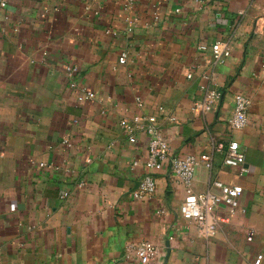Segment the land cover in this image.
<instances>
[{
  "label": "crops",
  "instance_id": "obj_1",
  "mask_svg": "<svg viewBox=\"0 0 264 264\" xmlns=\"http://www.w3.org/2000/svg\"><path fill=\"white\" fill-rule=\"evenodd\" d=\"M1 1L0 264H140L125 250L142 239L157 250L146 264H264V0ZM216 40L231 46L218 63L198 49ZM63 65L92 100L77 101ZM201 86L219 93L206 113L193 108ZM235 93L250 100L239 131L228 124ZM152 114L173 154L209 155L195 192L216 179L242 186L244 211L219 206L209 239L180 216L167 161L152 171L154 194L133 197L147 135L128 137L135 116ZM229 140L243 175L215 149Z\"/></svg>",
  "mask_w": 264,
  "mask_h": 264
},
{
  "label": "built area",
  "instance_id": "obj_2",
  "mask_svg": "<svg viewBox=\"0 0 264 264\" xmlns=\"http://www.w3.org/2000/svg\"><path fill=\"white\" fill-rule=\"evenodd\" d=\"M5 2L1 1L0 6H4ZM262 20L258 18L257 21ZM258 25L255 26L257 31ZM201 51H209L211 59L214 63L223 61L231 52L230 42L228 40H216L208 47L200 45ZM126 53L122 52L119 57V63H125ZM63 73L66 78L67 86L76 93V99L79 102H87L94 98V92L78 84L77 67L74 65H63ZM187 78L192 77V72L187 69L185 72ZM203 95L202 99L194 103L193 108L198 109L202 113L211 111L217 102L219 93L205 86L200 87ZM139 102V98H135ZM250 100L242 93L233 95V109L228 119L230 127L239 131L246 127L248 123V107ZM158 111L164 108L159 105ZM143 118V117H141ZM141 118L135 116L133 118L132 133L128 137L130 142L135 141L134 133L137 131L147 135L146 155L143 161V173L139 179L138 187L132 192L133 197L138 200L150 198L156 188V183L152 177V171L162 167L163 161L168 162L169 172L177 179L178 183L183 187L184 195L179 205L178 211L181 217L187 219L196 227L197 233L204 239L213 237L218 229L220 217L216 214L219 206L226 207L230 216L242 213L244 211L240 198L242 195V186L239 184H227L220 180H213L210 186L201 192H195L192 187L195 168L203 164L210 167V157L206 153L195 154L189 153L184 155H175L171 151L168 141L160 134L157 127V117L152 114L144 117L145 122H141ZM174 117H167L168 122H174ZM131 129V126L126 125ZM217 152L222 154V164L226 167L236 169L238 175L246 172L244 165V153L239 147L236 140H229L226 143H217L215 146ZM136 159H132L129 167L134 168L138 165ZM40 165H43L41 163ZM66 195V193H64ZM159 213H164L160 210ZM251 235L247 236V240H251ZM126 256L132 257L139 261L140 264H146L155 259L157 250L154 244L147 239L128 244L126 247ZM262 256L257 255L252 264H260Z\"/></svg>",
  "mask_w": 264,
  "mask_h": 264
}]
</instances>
